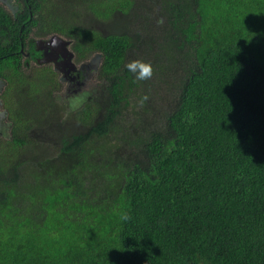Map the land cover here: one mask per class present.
I'll list each match as a JSON object with an SVG mask.
<instances>
[{"label": "trees", "instance_id": "1", "mask_svg": "<svg viewBox=\"0 0 264 264\" xmlns=\"http://www.w3.org/2000/svg\"><path fill=\"white\" fill-rule=\"evenodd\" d=\"M9 3L0 264H264V0ZM53 34L101 58L74 99L23 62Z\"/></svg>", "mask_w": 264, "mask_h": 264}, {"label": "rangeland", "instance_id": "2", "mask_svg": "<svg viewBox=\"0 0 264 264\" xmlns=\"http://www.w3.org/2000/svg\"><path fill=\"white\" fill-rule=\"evenodd\" d=\"M0 4H2V5L4 4V7L8 11H10L12 13L18 12V9H16V8H14L12 6H10L9 8L6 7V3L3 0H0ZM60 36L62 38H66L65 36H62V35H60ZM48 38H49V36H47V37H30L29 40H28L30 46L26 48V51H29V49H30V47L32 45H34L35 50H40V49H38V47H41L42 45H45L46 44L45 41L48 40ZM39 41H41V42L44 41V42L41 43ZM69 48H70V45H69ZM49 52H50V50H49ZM22 56H23V59H24L23 62L27 66H30L34 62H36L37 64L46 63V62H42L41 61L42 60V57H43L42 54H40L39 58L38 57H35V58H32V60L29 59L30 57L28 55H22ZM70 61L71 62H74V64L81 70L80 80L82 81L84 79L83 73L87 74L88 79L85 82V85H84L85 89H83L84 91H82V90L80 91V89L77 86H71L72 91H70L69 93H67L65 95H61V97L63 99H74L76 96H78V94H81V93L89 90L90 86H92V85L94 86L95 85V81H96V79L94 80V76L96 75L95 72H94L95 71L94 68H92V66L90 68H87L86 67V65H91V59L90 58L88 60L84 61L85 63L84 62H76V61H73V58ZM67 62H68V60H64V59H61L60 60V63L63 64L64 66H67ZM81 63H84V65L81 66L80 65ZM49 64H51V63H49ZM61 73L62 72L60 70L59 75H62ZM63 79H64L63 81H67V80H65V78H63ZM68 80H69V78H68ZM64 84H65V82H64ZM71 85H75L74 82H72ZM73 89H75V90H73ZM80 98H82V96ZM2 106L3 105L1 104V101H0V110L2 109ZM0 120H1L0 121V126H4L6 124V116L0 115Z\"/></svg>", "mask_w": 264, "mask_h": 264}, {"label": "water", "instance_id": "3", "mask_svg": "<svg viewBox=\"0 0 264 264\" xmlns=\"http://www.w3.org/2000/svg\"><path fill=\"white\" fill-rule=\"evenodd\" d=\"M41 42V41H39ZM44 42V41H42ZM41 42V43H42ZM45 45H42L41 47H38L40 49L41 54L43 55L42 57V62L46 63H53V68L54 70L60 72L61 70V79L65 78L67 79L66 75L70 71L71 66L75 65L74 62H71L70 60L73 58L74 59V52L69 48V45L71 44L69 40L66 38H62L58 34H53L51 35L48 40L45 41ZM50 50V52H49ZM58 53L64 60H68L67 66H64L60 62H56V59L58 57ZM101 58L99 55L94 54L93 57L91 58V65L94 70H96L100 64ZM70 63V66L69 64Z\"/></svg>", "mask_w": 264, "mask_h": 264}, {"label": "flooded vegetation", "instance_id": "4", "mask_svg": "<svg viewBox=\"0 0 264 264\" xmlns=\"http://www.w3.org/2000/svg\"><path fill=\"white\" fill-rule=\"evenodd\" d=\"M5 1L7 2L6 3V7L9 8V5L11 6V4L9 3V0H5ZM15 6L16 7H14V8L18 9L19 11L22 9V7H19L17 4H15ZM36 51H38V50H36ZM22 52H23V55H28L30 57L29 59L32 60L33 56H32V54L29 51L22 50ZM38 52L39 53H38V55H36V57L39 58V56L41 54V51L39 50ZM61 59H63V58L58 53V57L56 59V62H60ZM84 63H81L80 65L83 66ZM68 64L70 66V63H68ZM52 65H53V63H52ZM86 67L90 68L89 65H86ZM80 74H81V70L76 65H74L73 68L71 66L70 71L66 75L67 79H65V80H67V81H63V82H65V84L61 85V88L58 90V92H60V94L65 95V94L69 93L72 90L71 86H77L80 90L84 91L83 90V89H85L84 85H85V82L88 79V77H87V74L83 73L84 79L81 81L80 80ZM59 77L61 78V75H59ZM68 78H69V80H68ZM94 80H95V76H94ZM72 82H74L75 85H71ZM75 89H73V90H75Z\"/></svg>", "mask_w": 264, "mask_h": 264}, {"label": "clouds", "instance_id": "5", "mask_svg": "<svg viewBox=\"0 0 264 264\" xmlns=\"http://www.w3.org/2000/svg\"><path fill=\"white\" fill-rule=\"evenodd\" d=\"M73 61H74V59H73ZM125 67L130 73L135 74L134 78L137 81L147 80V79L151 78V76L153 75L152 65L149 62H146V61H143L140 59H133V60L128 61L125 64ZM146 99H147V96L144 95L140 98L139 102L142 104L144 102V100H146Z\"/></svg>", "mask_w": 264, "mask_h": 264}]
</instances>
